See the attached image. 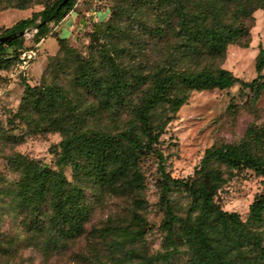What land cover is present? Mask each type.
I'll use <instances>...</instances> for the list:
<instances>
[{"label":"trees","instance_id":"1","mask_svg":"<svg viewBox=\"0 0 264 264\" xmlns=\"http://www.w3.org/2000/svg\"><path fill=\"white\" fill-rule=\"evenodd\" d=\"M61 0H20L12 8H43L1 30L12 34L36 27L35 39L49 32L50 22H59L73 7L69 0L58 11ZM161 14L150 32L155 44L162 45L157 60L147 74L128 70L122 54L112 56L104 46V76L81 64L78 81L99 99L103 109L126 105L129 96L146 85L130 119L116 133L85 128L84 112L71 101L57 99L56 88L24 85L21 108L27 115H40L61 133L57 169L15 153L8 157L18 180L5 190L11 212L19 217L20 233L0 234V264H34L17 260L19 247L33 248L41 257L38 264L67 255L68 264H175L172 259L184 248L188 258L181 264H264V193L249 205L242 221L215 202L217 185L208 177L174 178L166 170V156L155 147L165 126L193 90L227 89L235 84L257 96L264 90V53L255 58L256 77L243 81L221 67L229 44L248 46L252 13L264 11V0H157ZM111 28V26H109ZM23 36L0 42V66L18 58ZM60 50L69 53L64 38ZM60 97V96H59ZM25 114V115H26ZM154 154L160 176L159 202L164 216V250L148 254L143 246L147 221L133 212L135 228H92L85 230L91 207L85 200L89 183L114 195L135 194L142 187L139 158ZM221 162L235 169H250L264 177V158L249 149L230 144L211 146L204 151L201 167ZM72 168L68 180L64 169ZM187 198L185 213L174 205L173 195ZM107 238L109 241L107 242ZM85 240L87 244L85 245ZM100 240L97 246L95 241ZM83 243L79 246L78 244Z\"/></svg>","mask_w":264,"mask_h":264},{"label":"rangeland","instance_id":"2","mask_svg":"<svg viewBox=\"0 0 264 264\" xmlns=\"http://www.w3.org/2000/svg\"><path fill=\"white\" fill-rule=\"evenodd\" d=\"M19 1L0 0V32L43 8V4L26 10L12 8ZM53 1L46 0L47 3ZM159 7L157 0H75L72 9L59 22L49 23L46 36L35 39L36 30L32 26L23 35L21 50L36 51L26 75L15 73L17 60L0 66V234L20 233L19 217L11 212L9 196L2 193L18 180L17 172L8 164V157L20 153L57 169L62 138L61 133L52 129L39 114L27 115L21 108L24 85L58 89L60 97L57 99L65 98L78 108V112H84L85 128L116 133L130 119L146 85L135 90L126 105L103 109L100 99L78 81V70L81 64H89L95 76L107 74L108 67L102 55L106 46L110 55L115 52L123 55L122 61L128 70L149 73L158 58L157 52L162 53L163 49L161 44H155L150 32L161 14ZM246 24L250 28L248 46L229 44L221 67L243 81H250L257 75L255 58L260 49L264 53V11L255 10ZM60 37L64 38L69 53L60 50ZM225 144L245 147L264 158V90L254 96L249 89L235 84L227 89L190 91L155 147L167 157L166 170L172 177H208L217 185L215 202L225 211L236 212L245 221L249 205L264 193V177L250 169H235L221 162H212L204 168L200 165L207 148ZM157 164L154 154L139 158L143 182L135 194L116 196L89 183L85 200L91 207V215L85 230L135 228L131 216L138 212L147 221L143 228L144 249L148 254L163 252L165 233L160 224L164 212L159 202ZM64 173L68 180L72 179L70 166ZM172 198L176 210L183 215L187 198L177 193ZM80 242L79 246L83 243ZM95 242L101 245L100 240ZM40 257L32 247H19L17 260L20 262L31 259L38 264ZM187 258L182 248L172 262L181 264ZM50 262L68 264V257L60 256Z\"/></svg>","mask_w":264,"mask_h":264},{"label":"built area","instance_id":"3","mask_svg":"<svg viewBox=\"0 0 264 264\" xmlns=\"http://www.w3.org/2000/svg\"><path fill=\"white\" fill-rule=\"evenodd\" d=\"M35 56L36 51L34 49L21 50L18 54L15 73L26 75L27 66L34 59Z\"/></svg>","mask_w":264,"mask_h":264},{"label":"water","instance_id":"4","mask_svg":"<svg viewBox=\"0 0 264 264\" xmlns=\"http://www.w3.org/2000/svg\"><path fill=\"white\" fill-rule=\"evenodd\" d=\"M69 0H61V2L58 4L57 8H56V11H58L61 7H63ZM33 29H36L35 26L32 27ZM30 29L27 28V29H24V30H21V31H18V32H14L12 34H7V35H0V42L1 43H4L6 41H9L15 37H20V36H23L25 35Z\"/></svg>","mask_w":264,"mask_h":264}]
</instances>
